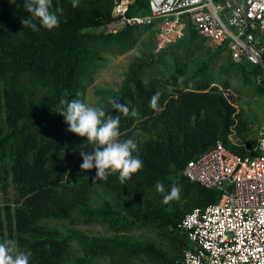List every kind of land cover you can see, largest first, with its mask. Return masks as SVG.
I'll list each match as a JSON object with an SVG mask.
<instances>
[{"label": "trees", "instance_id": "1", "mask_svg": "<svg viewBox=\"0 0 264 264\" xmlns=\"http://www.w3.org/2000/svg\"><path fill=\"white\" fill-rule=\"evenodd\" d=\"M140 1L146 6V0ZM110 2V11L90 24L64 21L51 31H32L21 24V19L28 18L24 2L12 7L0 0V194L7 193L11 186L16 190L12 204H0V242L16 240L17 251L32 253L29 264H62L71 254L73 240L84 247L81 263L101 253L125 258L143 253L162 264H178L190 247L187 234L177 229L178 223L195 208L215 204L221 197L219 192L185 177L183 170L188 161L209 151L218 141L236 153L245 152L229 143L237 123L236 108L230 100L217 87L210 88L206 79L182 82L179 78L184 77L183 69L170 64L169 50L186 37L154 52L157 60L168 53L162 61L171 68L163 74L147 75V65L130 68L121 92L111 97L127 105L129 115L119 113L110 103L105 109L106 114L120 117L119 139L137 142L133 155L143 161L142 169L125 185L120 184L118 174L107 181L93 182L95 168L81 172L82 158L74 142L86 138L67 131L64 117L58 114L63 107L60 100L85 102L98 51L125 54L134 46L135 28L151 29L87 32L88 27L105 29L112 21L113 0ZM80 5V1L73 7L71 0H52L50 10L68 12ZM243 64L247 65L238 63ZM156 91L161 93L159 104L163 109L158 114L149 107ZM132 109L136 116L131 115ZM158 181L169 188L172 184L181 188L179 200L171 201L173 215L167 217L163 227L153 224L160 221L153 208L163 199L155 191ZM98 187L117 197L135 199L146 208L129 214L109 206L101 211L90 210L87 203ZM70 218L84 224L112 225L115 234L106 238L78 230L64 233L43 224L44 220ZM149 224L158 228L161 239L167 241V250L153 240L142 246L127 235L136 226Z\"/></svg>", "mask_w": 264, "mask_h": 264}, {"label": "built area", "instance_id": "2", "mask_svg": "<svg viewBox=\"0 0 264 264\" xmlns=\"http://www.w3.org/2000/svg\"><path fill=\"white\" fill-rule=\"evenodd\" d=\"M113 0L110 33L151 27L155 52L191 33L237 63L264 70V0ZM257 81L262 84L263 78ZM231 138V135L229 136ZM243 154L222 141L188 161L183 174L220 193L217 203L187 213L177 229L190 247L178 264H264V151L259 141Z\"/></svg>", "mask_w": 264, "mask_h": 264}, {"label": "rangeland", "instance_id": "3", "mask_svg": "<svg viewBox=\"0 0 264 264\" xmlns=\"http://www.w3.org/2000/svg\"><path fill=\"white\" fill-rule=\"evenodd\" d=\"M3 1L12 7H18L24 2V0ZM79 1L81 2L80 7L68 12L53 11L59 16L60 22H71L73 25L90 24L96 20L98 15H106L111 9L110 0ZM124 30L125 28H122L117 33ZM86 31L110 34L106 27L105 29L103 27H88ZM155 35L153 29L135 28L132 31L134 46L127 53L119 55L99 50L93 66L92 80L87 87L85 102L93 107L103 105L105 110L109 104L108 98L121 92L130 68L133 66L147 65L146 74L154 75L163 74L171 68L170 64L172 63L177 64L184 71L182 82L190 78L206 79L210 81V88L217 87L230 100L236 108L237 123L231 132L229 143L234 146L245 144L252 147L264 127V82L260 84L257 81L258 76L264 79V70L248 64L238 65L226 51L215 49L212 43L192 33L184 42L171 47L169 50V54H171L170 64H165L162 59L164 56L167 57L168 53L160 56L158 60L154 58ZM139 136L144 139V134L139 132ZM74 143L78 150L86 141H75ZM84 150L91 151L90 148ZM15 194L16 190L11 186L7 193L0 194V204H12ZM134 200L117 197L110 190L98 187L94 189V194L88 201L87 208L101 211L105 206H109L114 211L125 209L128 214L137 208H146V204ZM173 207V202H170L168 204L160 203L158 207L153 208V211L160 217V221L153 224L165 226L167 217L170 216L171 218L173 215ZM43 224L50 228L59 229L64 233L78 230L89 236L106 238L115 234L112 225L102 222L84 224L75 218L44 220ZM157 229L152 224L143 227L136 226L127 235H130L142 246L150 244L153 240L167 250V241L161 239ZM71 247L70 256L62 264H162L157 258L148 257L143 253L129 258L119 255L110 257L107 253H101L93 260L81 263L85 257L84 247L77 240L71 242Z\"/></svg>", "mask_w": 264, "mask_h": 264}, {"label": "clouds", "instance_id": "4", "mask_svg": "<svg viewBox=\"0 0 264 264\" xmlns=\"http://www.w3.org/2000/svg\"><path fill=\"white\" fill-rule=\"evenodd\" d=\"M71 3L73 7H77L79 0H71ZM23 7L28 13V18L21 19L24 29L39 31L43 28L51 31L59 27V16L50 10L52 0H24ZM57 11L61 10L57 9ZM64 95L66 97L67 93ZM160 99L161 93L156 91L149 101V107L156 114L163 110L159 104ZM108 102L119 113L129 115L130 110L127 105L111 97L108 98ZM60 105L63 107L58 114L64 117L68 125L67 131L86 138V143L78 149L82 158L80 169L81 172H88L95 168L96 175L92 178L93 182L107 181L110 176L118 174L120 184L125 185L142 169L143 161L138 155H133L137 152V142L132 138L119 139L121 133L118 115H108L103 105L93 107L79 99L69 101L61 98ZM136 114V110L132 109L131 115L136 116ZM87 148L91 151L84 150ZM259 150L264 151V139L259 141ZM155 191L162 194L163 204L179 200L181 195L180 186L172 184L169 188L162 181L155 184ZM31 255L30 251L27 253L17 251V241L14 239L0 242V264H29Z\"/></svg>", "mask_w": 264, "mask_h": 264}]
</instances>
